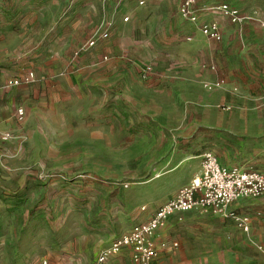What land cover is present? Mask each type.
<instances>
[{
  "label": "rangeland",
  "instance_id": "1",
  "mask_svg": "<svg viewBox=\"0 0 264 264\" xmlns=\"http://www.w3.org/2000/svg\"><path fill=\"white\" fill-rule=\"evenodd\" d=\"M47 1L0 0V40L11 32L23 31L27 35L34 29L40 32L41 9ZM180 1L126 0L119 13L121 23L107 20L95 27L91 39L95 38L98 46L82 50L89 40L82 44L75 54L79 63L73 58L66 59V70L72 66L77 67V72L82 69L73 75L78 80L127 82L140 81L141 74V78L149 79L142 73L147 66L153 69L150 78L163 81H182L205 73L208 124L216 128L210 132L209 151L227 162L226 166L264 171V59L257 60L252 54L257 49L264 51V0H203L202 18L219 23L221 41L206 38L197 26L183 21L178 14ZM222 3L236 7L242 22L234 24L220 12L207 11L210 5ZM106 30L109 37L99 38ZM200 34L204 37L202 42L198 41ZM120 46L125 52L117 55L113 51ZM83 53L84 58L80 56ZM121 55L124 57L120 58ZM32 61L37 63V59ZM194 68L200 70L195 73ZM70 74L71 71H66L65 78ZM21 75L0 74V82ZM36 77L22 95L25 99L14 106L6 104V109L0 112V264H41L47 255L58 254L63 231L79 228L80 211L101 209L99 202L67 201L62 192L63 177L67 181L96 180L93 190L96 193H104L108 183L103 177H88L82 162L75 163L80 155L75 158L73 154H63L57 146L58 122L55 115L48 114L56 106L57 75L36 74ZM20 108L26 115L22 121L16 115ZM136 147L133 141L127 154L129 160L139 158ZM112 156L113 174L125 173L120 170L121 155ZM95 157L102 168L109 163L106 154ZM138 166L134 164L125 173L128 182L140 176ZM243 202L236 208L250 218L248 231L234 222L233 226L222 225L218 219L200 217L188 219L196 226L190 224L185 229L179 224L175 228L174 222L167 223L168 217L155 235L158 232L159 236L171 235L177 241L173 245L175 250L181 249V242L189 238L188 248L194 256L203 252V244L209 246L210 253L214 247L218 250L224 247V252L227 251L223 254L224 264H264V194ZM193 210L208 217L229 218L210 207Z\"/></svg>",
  "mask_w": 264,
  "mask_h": 264
},
{
  "label": "crops",
  "instance_id": "2",
  "mask_svg": "<svg viewBox=\"0 0 264 264\" xmlns=\"http://www.w3.org/2000/svg\"><path fill=\"white\" fill-rule=\"evenodd\" d=\"M125 2L48 0L42 5L40 32L34 29L27 35L16 31L0 40V74L23 75L32 71L37 75H57L56 106L48 111L49 115L56 116L58 122L57 146L63 154H73L75 158L80 155L75 163L82 162L88 177H103L108 182L104 193H96L93 192L96 180L83 182L62 178V192L67 201L99 202L101 209L95 211L89 208L79 212V228L62 232L58 254H49L43 259L49 264L94 263L99 253L114 240L130 233L135 226L148 222L160 207L176 197L181 188L200 177L203 156L211 152L210 132L216 128L208 124L209 93L204 89L208 79L204 80L205 73L202 71L203 76L182 81L142 79L140 71V81L127 82L78 80L73 75L82 69L77 72V67L72 66L66 70V59L76 61L75 54L82 44L92 38L95 27L107 20L121 23L119 13ZM202 3L203 0H199L200 7ZM203 38L200 34L198 41L202 42ZM113 52L119 55L125 49L120 46ZM252 54L257 60L264 59V51L260 49ZM85 55L80 56L84 58ZM33 59H37V63ZM196 69L199 68H194L193 72L197 73ZM66 71L72 72L68 78L64 75ZM137 72L139 74V69ZM27 91L28 85L0 90V112L6 109V104L14 106L20 99H25L22 95ZM26 113L29 114L28 108ZM133 141L140 156L132 161L127 154ZM114 153L121 155L120 170L127 173L137 164L140 176L128 182L125 173L113 174ZM99 154L108 155L109 163L104 168L96 161L95 155ZM218 159L222 165L225 164L223 166L229 167L227 162ZM244 200L249 199L233 203L228 212L249 218L236 208ZM178 213L181 212L174 213L167 221L174 222L175 228L179 224L185 229L190 224L196 226L188 219L199 217L218 219L222 225L237 223L231 217H208L198 210L183 215ZM236 225L240 228L238 223ZM160 234L158 232L154 237L159 252L157 264H224L223 254L227 253L224 247L219 250L214 247L215 250L210 253L209 246L203 244V252L194 256L188 248L191 244L189 238L181 242V249L175 250L176 239L166 233ZM74 249L75 252H71ZM110 264H134L131 250L125 249L111 257Z\"/></svg>",
  "mask_w": 264,
  "mask_h": 264
},
{
  "label": "built area",
  "instance_id": "3",
  "mask_svg": "<svg viewBox=\"0 0 264 264\" xmlns=\"http://www.w3.org/2000/svg\"><path fill=\"white\" fill-rule=\"evenodd\" d=\"M143 4V2H141ZM199 0H182L178 14L183 21L197 26L199 32L213 41H221L223 37L219 23L212 20H204ZM207 11L220 12L232 23L242 22L240 11L231 5L222 3L210 5ZM125 18V21H128ZM109 32L106 30L99 35L101 39H107ZM191 40V39H190ZM96 39L89 40L82 46V50L93 48ZM152 67H144L142 73L146 78L153 75ZM37 80L32 71L19 77L8 78L0 82V90L8 91L21 85H31ZM219 86V85H218ZM209 89L213 86H209ZM17 117L22 121L25 117L23 108L18 109ZM264 194V171L245 170L239 167H225L216 155L211 152L203 156L202 175L195 178L190 184L181 188L176 197L157 210L153 217L146 223L137 225L133 230L116 240L109 247L99 253L92 264H110L113 256L121 254L125 249L131 250V258L134 264H157L159 252L154 242L156 231L164 224L165 220L176 212H188L196 207H210L226 217L234 219L240 228L248 231L249 218L241 217L235 213H227L228 208L242 199H255ZM41 264H49L43 260ZM75 264V263H71Z\"/></svg>",
  "mask_w": 264,
  "mask_h": 264
}]
</instances>
